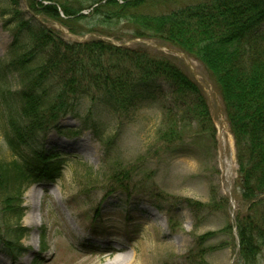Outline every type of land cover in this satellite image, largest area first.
<instances>
[{
	"label": "trees",
	"instance_id": "16d2710c",
	"mask_svg": "<svg viewBox=\"0 0 264 264\" xmlns=\"http://www.w3.org/2000/svg\"><path fill=\"white\" fill-rule=\"evenodd\" d=\"M148 1L28 3L34 12L72 33H77L75 21L101 15L103 26L125 23L134 37L159 38L205 65L220 89L235 141L242 199L249 209L237 214L235 226L228 224L197 236L186 260L206 264L209 252L229 245L228 241L210 242L222 234L232 235L235 242L236 229L237 264H259L264 252V0H199L170 12L145 13L141 8ZM10 5L17 28L11 46L16 57L9 62L0 59V87L5 88L9 74L18 75L20 86L10 91V100L5 102L6 140L14 159H0V251L16 262L28 251L23 243L30 234L23 225L26 190L34 183L63 176L60 154L50 153L44 140L53 130L66 137L79 134L59 123L77 114L84 98L125 113L157 103L166 95L165 83L171 103L165 110L160 141L169 151L176 152L194 126L197 134L217 133L203 88L169 58L101 39L69 43L46 25L26 19L20 0H10ZM84 10L91 11L84 14ZM87 126L96 130L94 123ZM131 178L128 170L113 176L119 190L129 197ZM182 200L191 209L206 207L192 199Z\"/></svg>",
	"mask_w": 264,
	"mask_h": 264
},
{
	"label": "rangeland",
	"instance_id": "374dc122",
	"mask_svg": "<svg viewBox=\"0 0 264 264\" xmlns=\"http://www.w3.org/2000/svg\"><path fill=\"white\" fill-rule=\"evenodd\" d=\"M199 0H149L145 13L170 12ZM10 0H0V59L16 57L11 50L17 31ZM26 19L44 24L69 43L104 40L128 48H144L167 57L203 88L215 123L216 135L200 133L194 126L176 152L160 141L170 89L157 103L117 113L99 100L84 98L77 114L60 121L63 129L79 132L66 137L56 130L44 140L45 148L60 154L63 176L31 185L24 194L23 225L30 234L23 240L27 252L13 262L0 251V264H192L186 255L197 236L235 226L240 212L249 209L242 199L239 166L233 135L225 114L219 86L205 65L180 47L159 38H138L125 23L103 26L102 16L77 22L72 33L62 24L34 12L20 0ZM91 10H84L88 14ZM0 87V159L11 161L6 135L9 127L5 102L20 86L18 75L9 74ZM4 94V95H3ZM85 120L87 123H85ZM94 123L96 130L87 124ZM98 131V134L96 133ZM234 165L226 172L229 160ZM132 174V196L113 180L120 171ZM43 184V187H40ZM40 193L32 199L29 190ZM203 203L191 209L182 199ZM261 210V208H260ZM38 222L37 226L29 220ZM232 235L210 242L229 245L206 255V264H237L239 253ZM120 262L112 263L116 258ZM38 261V262H37ZM259 264H264V252Z\"/></svg>",
	"mask_w": 264,
	"mask_h": 264
},
{
	"label": "bare ground",
	"instance_id": "6f19581e",
	"mask_svg": "<svg viewBox=\"0 0 264 264\" xmlns=\"http://www.w3.org/2000/svg\"><path fill=\"white\" fill-rule=\"evenodd\" d=\"M233 165H234V162H233V160L230 159L228 161V165L226 166V172H227L228 175H230L232 173ZM42 185L43 184H41L40 187H43ZM29 191L30 192H29L28 195H30L32 197V199H34V200L37 199V198L39 199V197H40V193L39 192L34 191L33 188H31ZM37 223L38 222H36L33 219L29 220V224H31V225L37 226L38 225ZM120 260H121L120 257L116 258L112 263H118V262H120Z\"/></svg>",
	"mask_w": 264,
	"mask_h": 264
}]
</instances>
